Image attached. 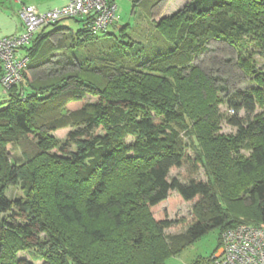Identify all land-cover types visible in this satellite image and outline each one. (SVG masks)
<instances>
[{
    "label": "trees",
    "instance_id": "obj_1",
    "mask_svg": "<svg viewBox=\"0 0 264 264\" xmlns=\"http://www.w3.org/2000/svg\"><path fill=\"white\" fill-rule=\"evenodd\" d=\"M158 1L138 4L150 13ZM63 19L41 26L19 48L24 53L17 51L28 57L27 67L61 52L54 69L31 80L24 72L0 101V264H32L17 252L38 246L41 233V255L50 264H164L218 228L209 264L223 231L264 227V174L242 186L250 202L227 189L237 188L233 176L264 173V110L255 112L264 103V69L253 59L264 57V0H189L155 23L152 35L164 44L153 43L148 53L124 41L113 54L79 59L68 50L109 34L91 33L88 17L73 18L81 23L76 31L58 26ZM59 31L67 42L49 40ZM211 39L234 48L236 64L255 84L249 93L229 92L194 62ZM122 49L135 55L134 65L120 59ZM221 103L235 112L228 120L234 134L215 133ZM241 109L246 116L238 117ZM67 128L64 138L55 136ZM21 138L35 151L12 158L7 145ZM191 147L208 178L169 180ZM18 181L23 196L11 201L6 189ZM173 194L194 202L189 219L161 210ZM169 227L186 230L164 233Z\"/></svg>",
    "mask_w": 264,
    "mask_h": 264
},
{
    "label": "rangeland",
    "instance_id": "obj_2",
    "mask_svg": "<svg viewBox=\"0 0 264 264\" xmlns=\"http://www.w3.org/2000/svg\"><path fill=\"white\" fill-rule=\"evenodd\" d=\"M29 0H0V34H9L16 32L17 24L20 23L18 18L17 11L22 5L28 3ZM118 5V17L117 19L107 27V33L105 40H89L84 42L81 47L77 46L75 48L69 49L72 51V56H76L79 59L85 57V55L92 54L96 55H110L113 54L116 50V46L124 41H129L134 43L133 51H141L148 53L149 47L155 46L157 44H164L162 38L159 36H153L155 31V23L162 17L169 16L173 12L183 8L189 0H159L156 4L151 7V12H145L138 0H115ZM54 2V0H53ZM50 2V3H53ZM48 3L38 4V8L46 10ZM60 26H65L70 28L73 31H76L80 28L81 23L73 18H67L60 20ZM19 31V30H18ZM64 33V32H63ZM57 32L49 36V40L55 43L58 38L64 36L66 42L68 41V33ZM154 37H156L154 39ZM108 39V40H107ZM105 42V43H104ZM153 43H156L155 45ZM166 44V43H165ZM116 45V46H115ZM167 45V44H166ZM209 50L202 53L195 58L194 62L200 66V68L206 73L212 76L220 77V81L224 83L229 92L239 91L243 93H249L251 88L255 86L253 80L247 77L243 71L236 64V51L230 45L222 41H215L213 39L209 40L207 43ZM170 47V45H168ZM66 51V50H63ZM62 51V52H63ZM18 52L24 53V49H19ZM121 55H124L123 59L129 65L135 64V55L132 54L129 50H121ZM61 52H54V58H51V62H46L40 65H34L27 67L25 69L26 79L31 80L35 75L45 76L47 73H50L54 69V63L57 61V58L61 55ZM256 60L257 65L260 69H264V57L255 54L253 57ZM264 72V70H261ZM6 99V94L3 92L2 87L0 86V101ZM86 101L96 102L98 97L87 95L85 97ZM264 110V103L257 106V113H261ZM217 113L219 118L217 120V127L215 133L218 135H227L234 134L236 132V127L228 123V120L234 115V111L226 104L221 103L217 105ZM238 117L246 116V113L243 109L237 112ZM70 128L65 130L55 132V136L59 138H64ZM184 139L191 144V139L188 137L185 132L183 133ZM132 140L131 137L127 138V142ZM9 155L14 157H23V152L30 154L34 152L33 141L27 138H21V140L7 145ZM199 150L196 147H191L189 150V161L186 162L181 167L173 168L169 172V180L172 178L177 179L182 183L188 182L190 179H202L206 180L208 178L203 167L199 163H195V158ZM243 156L247 157L249 155L248 150L242 151ZM232 156H234L232 154ZM11 158V159H12ZM234 170V169H232ZM264 173L254 172L252 174H242L238 176H233L232 180L237 182V188L229 184L227 189L232 190L237 195V198L244 200L245 202H250V197L242 190V186L250 185L254 182L255 179L263 175ZM264 177V175H263ZM232 184V183H231ZM6 195L10 198L11 201H15L23 196V189L21 181H18L16 185H9L6 189ZM172 196L173 199L171 202H164L161 204V210H164L167 218L171 219H180L185 218L189 219L191 213L194 209V202H187L178 200L175 197V194ZM186 227L181 228H166L164 233L174 234L178 232L185 231ZM218 228H212L206 233L195 239L193 242L188 244L181 252L169 257L164 264H204L205 258L210 255L218 244ZM40 242L38 246L25 248L17 252L18 258H23L27 261H30L32 264H50L44 258L45 256L41 255V252L44 251L43 248L47 245L43 242L44 234H40ZM43 249V250H42Z\"/></svg>",
    "mask_w": 264,
    "mask_h": 264
},
{
    "label": "built area",
    "instance_id": "obj_3",
    "mask_svg": "<svg viewBox=\"0 0 264 264\" xmlns=\"http://www.w3.org/2000/svg\"><path fill=\"white\" fill-rule=\"evenodd\" d=\"M17 15L21 31L0 35V84L4 92L23 79L29 60L17 51L37 29L63 18L88 17L90 32L97 34L117 19L118 5L115 0H65L59 7L39 10L32 4H24ZM209 264H264V227L240 224L223 231L220 247Z\"/></svg>",
    "mask_w": 264,
    "mask_h": 264
},
{
    "label": "crops",
    "instance_id": "obj_4",
    "mask_svg": "<svg viewBox=\"0 0 264 264\" xmlns=\"http://www.w3.org/2000/svg\"><path fill=\"white\" fill-rule=\"evenodd\" d=\"M45 2H47L48 4V6H46L47 8H44V9H51V8H56V7H59V6H61L62 4H64V2H65V0H54V2H53V0H29L28 1V3H25V4H32V5H34L37 9H39L38 8V4H43V3H45ZM50 2H53V3H50ZM39 10H42V9H39ZM19 18V17H18ZM67 19V18H66ZM58 26H60L59 24H58ZM21 29H22V26H21V22L19 23V24H17V27H16V32L14 31V32H12V33H9V34H14V33H18V32H20L21 31ZM19 30V31H18ZM57 33V32H56ZM9 34H0V35H9ZM55 34V33H54ZM19 54V53H18ZM20 54H22V52L20 53ZM0 71H1V66H0Z\"/></svg>",
    "mask_w": 264,
    "mask_h": 264
}]
</instances>
